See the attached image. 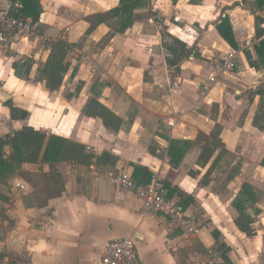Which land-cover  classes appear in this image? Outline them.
Instances as JSON below:
<instances>
[{"label": "crops", "instance_id": "0c3cea01", "mask_svg": "<svg viewBox=\"0 0 264 264\" xmlns=\"http://www.w3.org/2000/svg\"><path fill=\"white\" fill-rule=\"evenodd\" d=\"M183 1L172 4L169 0H149L147 8L135 12L131 28L124 33L109 35L100 52L89 55V41L100 40L111 32L101 24L86 36L89 24L85 18L118 7V1L40 0L41 14L37 22H32L33 33L15 43L11 50L0 49V61L5 63L6 69L0 77V122L16 124L19 129L15 131L29 126L43 134L82 144L94 155L108 152L117 158L114 173L91 164L89 184L85 166L75 168L68 163L55 164L63 185L60 195L47 200L45 205L33 200L35 189L21 178L22 226L29 228L32 219L37 225L26 229L21 240H10L7 244L16 254L27 252L32 264H100L106 245L119 238L134 240L143 264L145 261L149 264H195L212 256L223 264H235L239 261V236H246L237 228L235 220L240 213L264 218V203L261 201L264 192H259L253 182L246 179L256 166L264 176V167L261 166L264 129L259 131L252 124L260 98L246 95L249 90L264 88V70L255 51V46L264 40V35L261 39L256 36L257 10L252 9L249 14L238 17V12H244L243 0H236L231 8L223 6L224 11L219 13L211 8L207 10L208 7L203 6L207 0H201L202 12L198 19L184 28L170 21V11L166 14L169 8L178 11ZM13 4L10 0H0V10L10 12ZM198 4L190 2L188 8L193 9ZM206 10L209 15L205 17ZM147 12L150 13L143 20H137L139 14ZM155 14L167 17L157 24ZM225 15L229 16L237 43V56L231 69L223 68L222 63L232 48L215 29ZM174 20L180 23L181 19L177 16ZM244 22L248 35L242 39ZM163 27L168 34L196 48L201 57H189L181 66L180 76L173 81L165 64L161 38ZM35 30L38 36L34 34ZM194 33L197 36L194 42L185 40ZM61 34L65 35L66 43L73 45L71 51L82 52L85 62L79 65L73 76L72 69L81 60L76 61V56L70 61L71 69L59 90L49 92L42 82L36 80L39 59L44 63L50 51V45L43 39ZM85 37L88 38L81 41ZM79 42H83L80 48L77 47ZM246 42H250V46L244 47ZM245 53L259 65L258 71L249 66ZM213 57L218 59L213 61ZM28 60L32 65H26ZM236 68L237 86L242 89L249 86L242 91L236 89L238 95L227 96L224 74ZM20 69L21 75L18 76ZM97 70H101L103 74L100 75L105 77L100 76V94L95 97L91 87L96 81L97 75L94 74ZM70 77L71 84L68 83ZM211 77H214L213 83H209ZM202 80L205 82L201 83ZM78 83L80 92L75 89L72 93V87ZM66 86L70 87V94L64 93ZM93 97L121 119L117 133L108 132L100 119L82 114L86 100ZM7 100L26 110L29 117L23 122L12 121L8 109L3 106ZM170 122L172 125L168 124ZM216 132L218 138L213 137ZM7 133L0 128V136ZM170 141L189 142L176 168L171 166L168 156ZM31 153V147H22V172L49 173L48 164L31 163ZM201 155H208L205 163L200 161ZM133 166L144 167L150 175L155 174L166 188L165 196L198 221L199 232L195 237L184 235L161 213L145 212L134 195L111 183L110 173L122 172L132 176ZM217 181L229 190L224 199L226 203L213 192ZM243 186L247 188L242 189ZM243 190L247 192L245 195ZM0 195L5 197L4 192ZM6 216L8 221L17 220L12 210L7 211ZM249 220L251 237L256 240L259 233L254 217ZM153 231L158 232L159 247L152 245ZM212 233L215 241L211 238ZM200 242L205 245L203 251L188 252L185 261L180 258V250L185 248L188 251L190 245ZM219 244L228 249V263L223 259ZM138 246L142 247L141 253ZM256 249L257 252L250 257H261V254L264 261V243L258 244ZM241 250L245 253L243 247Z\"/></svg>", "mask_w": 264, "mask_h": 264}, {"label": "trees", "instance_id": "16d2710c", "mask_svg": "<svg viewBox=\"0 0 264 264\" xmlns=\"http://www.w3.org/2000/svg\"><path fill=\"white\" fill-rule=\"evenodd\" d=\"M12 3L19 2L22 4L23 9L20 12H15L13 6L10 8L9 15L14 18H30L33 23L37 22L41 14L40 0H10ZM118 7L109 10L105 13L91 15L85 18L89 24L86 31V36L91 33L99 25L104 24L110 29V36L114 34L124 33L127 29L131 28L134 24V12L138 9L144 8L148 0H117ZM175 4L178 0H169ZM191 4H198L201 0H190ZM253 9L257 10L255 13L256 36L261 39L264 35V29L260 26L264 24V0H255ZM112 21V24L109 22ZM219 37L231 48L236 49L237 43L234 38L233 29L228 15L221 19L220 23L215 26ZM162 47L165 51V64L167 67L168 75L171 81L178 78L181 74V66L188 60L189 57L201 58L197 53V49L190 47L182 40L168 34L161 32ZM73 45L65 41H57L50 45L49 54L43 63L42 67L38 69L36 80L42 82L49 92L59 90L66 74L69 71L70 63L66 61L67 53L71 52ZM255 51L258 58L259 65H262L264 70V40H261L255 46ZM245 57L249 66L255 70H259L255 62L251 61L249 54L245 53ZM29 70V67L27 71ZM146 78V76H145ZM100 83L95 81L91 87V91L95 97L100 94ZM81 85L76 88L80 92ZM249 98L259 96V104L254 115L252 124L259 131L264 129V88L260 87L257 91L249 90L246 92ZM95 97L88 98L81 109L84 116L89 118H98L101 120L103 127L110 133H117L121 127V119L111 112L107 107L101 104ZM9 111V116L12 121L23 122L29 117L26 110L14 106L10 100L3 103ZM214 138H218V132L213 134ZM8 146L12 150L10 157H5L3 148ZM189 146L187 141H170L168 148V156L170 164L173 167H178L185 154L186 148ZM22 147H31V163L35 164L38 161L48 164L50 169L55 175H59L55 170L54 165L58 163H73L78 165H94L103 166L108 171L113 172V168L117 162V158L108 152H103L101 155H94L87 153L85 146L82 144L69 141L65 138L57 136H46L45 134L33 129L29 126H24L20 130L13 132L10 135H5L0 138V181L8 179L10 176L20 171L22 163ZM206 153V152H205ZM208 155H201L200 161L205 163ZM261 166L264 167V158L261 161ZM131 178L139 185H146L151 178L150 173L144 167L133 166V173ZM56 182V180H54ZM164 189L165 186H163ZM62 188V187H61ZM61 188L55 195H49L45 201L58 197ZM247 188L243 186L242 189ZM247 192L243 190L242 194ZM166 197V196H165ZM167 198V197H166ZM0 199H4L0 195ZM168 199V198H167ZM34 200V198H33ZM248 200V199H247ZM42 204V202H39ZM39 204V205H41ZM236 207V204L233 203ZM243 205V204H242ZM258 213V212H257ZM237 228L242 231L247 237L252 236L250 228L251 221L245 214L240 213V217L235 220ZM219 250L222 253L223 259L226 263L229 262L227 257L228 249L224 245L219 244Z\"/></svg>", "mask_w": 264, "mask_h": 264}, {"label": "rangeland", "instance_id": "374dc122", "mask_svg": "<svg viewBox=\"0 0 264 264\" xmlns=\"http://www.w3.org/2000/svg\"><path fill=\"white\" fill-rule=\"evenodd\" d=\"M235 1L236 0H207V2L204 4H203V2H201L198 5H195L196 6L195 8L200 6L199 9L195 10V8H193V9L188 8V6H191L190 0H184L182 2L183 4L181 3V5H182L181 8L178 11H175L172 8H169L166 10V14L169 13L168 11H170V14H169L170 21L174 24L176 23L177 25H180V26L185 28V25L188 24L190 26L189 23H193V21H195L194 19H198L200 13L202 12L201 11V7H202L201 4H203V6H205V7H208L207 10L209 8H211L213 10V12L216 11L219 13L220 11H224L223 6L231 8ZM252 1L253 0H250V2H249V0H243L242 1V4H243L242 10H244L245 13L244 12H242V13L238 12V14H237L238 17L240 16V14L245 16V15H247V13L249 14L250 12H252V9H253ZM148 5H149V0L146 4L145 8H147ZM207 10L205 13V17L209 15ZM106 12H108V11H106ZM135 12H134V21H135ZM194 12H196V13H194ZM149 13L150 12H147L144 14H139L137 16V20H143L144 19L143 17L148 15ZM93 15H95V14H93ZM154 16H155L154 20L157 22V24H160V22H163V20L167 17V16L166 17L164 16L163 18H161V16H159V14H155ZM177 16L180 17V19H181L180 23L175 22V20H174ZM109 22L112 24V21H109ZM194 24L197 26L199 25L198 22H195ZM241 27H242L241 38L243 39L248 35L247 34L248 33V27L246 26L245 22ZM165 29L166 28L163 27L161 32L162 31L165 32ZM37 33L38 32L35 30L34 34L36 36H38ZM109 35L110 34H107L106 36H104L103 38H101L100 40H97V41L90 40L89 42H90L91 46H90L88 54L93 55V54L99 53L100 50L103 48V46L106 45ZM87 38L86 37L82 38L81 41L84 42V40H86ZM196 38H197L196 33H194V35H192V37L190 39L185 38V40L189 41L191 43V42H194V40ZM82 43L79 42L77 44V47L80 48V45ZM21 45L27 46L23 43H21ZM205 47L211 49L208 45H205ZM81 53L79 54L74 49L71 52L67 53V55L65 56L66 57L65 60L68 61L69 63H70V61L72 62V60L76 59V56H77L76 61H78L79 59L81 60V62H78L73 67V69H72L73 72L71 71L73 76L77 72V68L79 67V65H81L82 62H85V59H83L84 55ZM7 55H9V54H7ZM29 55H31V54H29ZM217 59H218V57H213V61H216ZM40 61L41 60L39 59L38 69H40L43 65L42 61L41 62ZM30 62L31 61L28 60V62H26V65L27 64H28L27 66L32 65ZM122 63H123V61H122ZM70 69L71 68H69V71H70ZM236 70H237V68L235 70L229 71L228 73L224 74V77H226L225 81L227 83V86H226L227 87V96L238 95V93L235 94L236 89L240 88L239 90L242 91L244 88L249 86V85H246L243 89L241 87L237 86V83H236L237 79H235V77H234L236 74ZM5 71H6L5 63L3 61H0V77L4 75L3 73ZM101 73H102L101 70H97L96 74H94V75H97L95 77L96 81H99L100 76L105 77L103 75H100ZM37 75H38V73H37ZM72 75H71V77H72ZM115 76L116 75L113 74L112 77L115 78ZM71 77L68 79L69 84H71V81H72ZM65 79H66V77H65ZM203 82H205V80L201 81V83H203ZM66 87L67 88H66L64 93L70 94V90H71L70 87L69 86H66ZM78 87H79V83L76 86H73L72 87V93ZM255 91H257L256 88H255ZM2 117H4V116H2ZM0 123H1L0 128H2L3 130L5 129L6 132L8 131V133H7L8 135L15 132V130H17V128H18L16 126V124H11V123L6 122L4 120H1ZM7 134L1 135L0 138L7 135ZM46 136H51V135H46ZM85 150L87 153H90L89 150H87L86 148H85ZM3 153H4L5 157H10V155H12V150L10 147L5 146L3 148ZM68 164L73 165V167H75V168L76 167L78 168V166H79L78 164H73V163H68ZM82 166H85L83 168H86V170H88L87 171L88 172L87 173V179H88V184H89V166L90 165H87V166L82 165ZM257 173H259L258 174L259 176L257 175ZM261 173H262V171H258L257 166L252 167V169H251V171H249L246 179L248 181H252L253 184L255 185V188L259 192L263 193L264 192V176ZM255 174H256V176H255ZM21 178L26 180L27 182H29V184H31L33 186V188L35 189L33 197H34L35 201H37V203L45 201L49 195L57 194L58 190L61 188V185H63V179L61 178V175L60 174L58 176L55 175L52 171V168L49 170V173H47V174H44V173L30 174L28 172H22L21 165H20V171L18 170L16 172V174L10 176L8 179L0 181V192L5 193L4 199L2 201L0 200V234H1V236H0V264H32L30 261V256L28 255L27 252H21L20 254H16L15 252H13L8 247V244H7V241H10V240H21L22 235L24 234L26 229H31V228L33 229L37 225V221L32 219L29 221V228L22 226L23 225L22 222L24 220H23L20 212H21V205L24 204L23 203L24 199H23V197L20 196L23 193V190H22L23 188L20 185V184H22ZM54 180H56V182ZM213 188H214L213 192L217 195L216 197L217 198H219V197L223 198V202L226 203L227 201H224V199H226L225 196L227 193H229V190H226L225 185L222 186L221 181L220 182L217 181ZM7 194H8V196H7ZM14 194L17 196L14 197L13 196ZM231 194H233V190H232ZM261 198H262L261 201L264 203V197H261ZM9 210H12L13 212H15V215L17 216V220L8 221L6 214H7V211H9ZM251 216L254 217L255 228H256L257 232L259 233L258 234L259 237H258V239L255 240L252 237H247L244 235L239 236L240 238H239L238 254H237L239 261H236L235 264H264V261L262 260L263 257L261 254H260L261 257H258V256L256 258L250 257L251 254L257 252L256 251L257 245L262 243V242L264 243V218L260 219V218L256 217V215H253V214L249 215L250 218H251ZM7 223H8V225H7ZM13 227H14L13 230H15V229H18V230L16 232H13V230H12ZM153 232L154 233L151 235L152 245L154 247H159L161 242H160V238L157 236L158 232H156V231H153ZM210 235H211V238H213V240L215 241V234L212 233ZM216 241L219 242L218 239H216ZM139 244H140V241H138V245ZM204 247H205V245H203L201 242L198 243V245L193 243L192 245H190L188 247V251L185 248L183 250H180L179 256L181 259H184V261H185V259L187 258L186 256H187L188 252L195 251V250L203 251ZM241 247H243L245 253L241 250ZM246 247H248V248H246ZM141 249H142V247L138 246V250L140 253H141ZM145 264H149V263H147V261H145Z\"/></svg>", "mask_w": 264, "mask_h": 264}, {"label": "built area", "instance_id": "2783aa9c", "mask_svg": "<svg viewBox=\"0 0 264 264\" xmlns=\"http://www.w3.org/2000/svg\"><path fill=\"white\" fill-rule=\"evenodd\" d=\"M13 8L20 12L23 6L19 2L13 4ZM264 28V24L262 25ZM34 27L31 20L26 18H14L8 13V10H0V49L11 50L13 45L19 40L28 37L33 33ZM64 34L55 37L45 38L43 42L51 45L57 41H65ZM250 46L246 42L244 47ZM236 49H230L223 59L222 67L231 69L236 59ZM214 82V77L209 79V83ZM205 86L204 90H208ZM172 125V123H168ZM111 183L118 189L129 192L134 195L142 204V208L147 213H161L168 218L171 224L179 228L184 235L195 237L199 232L198 221L185 213L179 206L172 203L165 197V189L155 174L151 175L150 181L146 185H139L133 181L130 175L126 173L109 174ZM100 264H143L136 250L135 242L132 238H119L111 240L105 247ZM195 264H223L216 256L209 259L198 261Z\"/></svg>", "mask_w": 264, "mask_h": 264}, {"label": "water", "instance_id": "95a60500", "mask_svg": "<svg viewBox=\"0 0 264 264\" xmlns=\"http://www.w3.org/2000/svg\"><path fill=\"white\" fill-rule=\"evenodd\" d=\"M21 71H22V69H20V70L18 71V73H17L18 76L21 75Z\"/></svg>", "mask_w": 264, "mask_h": 264}]
</instances>
